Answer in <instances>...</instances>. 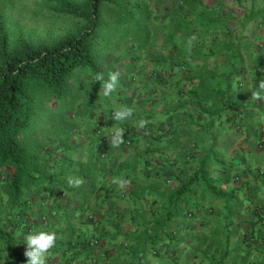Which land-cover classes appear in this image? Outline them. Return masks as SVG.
Instances as JSON below:
<instances>
[{"label": "crops", "instance_id": "0c3cea01", "mask_svg": "<svg viewBox=\"0 0 264 264\" xmlns=\"http://www.w3.org/2000/svg\"><path fill=\"white\" fill-rule=\"evenodd\" d=\"M246 34L253 49L264 55V27L251 23ZM218 36L216 48L231 40L226 32ZM166 51L153 43L144 45L141 58L129 64L122 74L124 83L117 86L110 102L111 110L128 113L126 120L114 123L96 113L82 136L72 141L73 150L66 149L63 157L71 165L65 166L60 182L47 193L43 204L48 212L39 204L29 211L27 223L33 233L55 234V243L45 253V264H94L95 259L98 264H174L173 257L163 255L164 251L155 255L150 245L145 248L139 244L145 250L135 252L137 244L132 239L152 232V213L196 173L197 191L188 201L198 203L196 214L192 211L197 217H183L174 224L181 239L176 264H212L214 258L219 264H264V97L255 96L264 75L252 68L245 70L236 61L232 82L171 84L169 80L163 83L146 78L154 66L147 58ZM241 53L247 60V53ZM224 63L221 56L217 62L204 59L203 68L221 75L230 71ZM193 88L195 92L190 91ZM199 102L204 111H200ZM222 103L227 108H222ZM158 127L174 128L173 136L156 137ZM110 132L115 133L114 138ZM125 139L132 141L130 147ZM98 152L103 158L97 166L92 155ZM201 169L206 179L199 176ZM170 176L172 181L167 183ZM77 179L82 183L76 185ZM53 194L62 196L58 199L59 220L49 217V210L58 205ZM35 199L42 200L40 196ZM88 215L99 220L100 226ZM13 231L20 248L27 251L29 234L24 226ZM95 237L102 239L100 246H85L70 259L66 253L70 242ZM198 240L205 242L201 244L213 240L215 244L207 253L199 249L197 256H191ZM169 247L174 249V241L159 246Z\"/></svg>", "mask_w": 264, "mask_h": 264}, {"label": "trees", "instance_id": "16d2710c", "mask_svg": "<svg viewBox=\"0 0 264 264\" xmlns=\"http://www.w3.org/2000/svg\"><path fill=\"white\" fill-rule=\"evenodd\" d=\"M226 1L174 0L172 8H164L157 2L156 7L151 9L149 5L153 0H46L50 12L75 21L72 31L50 43H35L24 37L10 39L0 11V264L3 260L7 264H11L12 260L17 264H26L29 259L25 255L26 250L20 248L13 228L21 230L24 226L25 234L33 233V228L27 223L29 211L36 204L43 209L50 187L60 182L65 166L71 165L63 156L73 150L75 137L82 136L84 127L93 123L98 112L114 122L112 114L118 111L111 110L110 102L117 86L124 83L122 74L125 70L118 66V62L122 61L118 58L110 59L106 64L100 59L98 47L106 32L108 17L128 20L135 16L144 19L140 22L142 28L151 32L149 37H153V42L149 43L167 50L147 58L154 65L149 69L148 79L154 78L163 83L169 80L171 84L174 81H198L200 84L206 80L232 82L236 79V61L243 64L245 70L252 68L256 74L264 75V55L254 50L252 40L246 34L251 23L264 27V0H232L235 10L227 6ZM222 32L231 35V40L222 41L221 47L216 48L215 43ZM143 47L140 42L136 47L140 49L137 53L136 50L129 52L135 56L127 62L128 66L141 58ZM242 51L247 53V60ZM219 56L230 67L229 72L218 75L216 71L204 70V59L213 58L217 62ZM116 73L119 74L116 86L107 92L106 82ZM190 91L196 90L193 88ZM46 100L55 101L57 106H50L44 114L41 110ZM198 105L200 111H204L202 103ZM222 108H227L225 103H222ZM37 119L45 122L41 129L52 127L54 133L49 140L46 137L49 143L40 141L30 148L23 138L41 131H30ZM145 122L142 125L148 127ZM240 126L237 124L236 128ZM172 132L174 128L158 127L155 135L173 136ZM261 142L264 145V140ZM92 156L98 166V159L103 158V154L98 152ZM197 176L198 173L190 182L180 183L169 201L152 213L149 222L152 232L146 231L132 239L137 244L135 252L144 251L150 245L155 255L164 251L163 255L173 257L176 264L181 239L174 224L183 217H193V220L197 217H194V209L199 208L198 203L188 201L189 195L197 191V184L194 183L198 180ZM199 176L207 178L202 169ZM166 181L170 183L172 177ZM37 196L42 200L37 201ZM53 197L58 205L49 210V217L59 220L62 218L58 210L62 196L53 194ZM183 210L184 214L181 213ZM90 216L93 217L88 215V219L95 225L94 217ZM227 235L230 232L227 231ZM214 236L217 238L218 234ZM97 237L70 242L66 253L71 259L85 246L89 249L100 246L102 242L96 247L86 242ZM166 241H174L173 250L170 247L159 248ZM201 243L205 242H196L191 256H197L199 249L207 253L214 247L215 241ZM139 244L145 248L142 249ZM212 260L215 262L212 264H219L217 259ZM98 263L95 259L94 264Z\"/></svg>", "mask_w": 264, "mask_h": 264}, {"label": "rangeland", "instance_id": "374dc122", "mask_svg": "<svg viewBox=\"0 0 264 264\" xmlns=\"http://www.w3.org/2000/svg\"><path fill=\"white\" fill-rule=\"evenodd\" d=\"M157 2L163 4L164 8L174 7V0H153L149 5L150 8L156 7ZM226 3L227 6L235 10L232 0H227ZM0 11L12 40L24 37L35 43H50L72 31L75 25L74 20L50 12L47 9L46 0H0ZM108 18L109 22L105 26L106 32L103 33L100 39L101 45L98 47L99 53H101L100 59L103 64H106V61L118 58L119 61L122 60L120 63L118 62V66L128 71V63L135 56L129 52L134 53V50H136L137 53L140 50L136 48L138 43L141 42L145 45L149 41L153 42V37H149L151 32L143 30L140 22L144 19L141 20V18H135V16L129 17V19L126 17L125 19L128 20H121L113 16ZM151 30H153V27H151ZM111 69L113 70L114 66ZM43 105L41 111L46 114L49 107L52 105L56 107L57 103L46 100ZM33 125L31 132L43 128L45 122L37 119ZM49 128L25 136L23 138L25 144L32 148L35 144L41 143L40 141L49 143V137L54 133L53 128ZM47 136L48 140H46Z\"/></svg>", "mask_w": 264, "mask_h": 264}, {"label": "clouds", "instance_id": "9594fccd", "mask_svg": "<svg viewBox=\"0 0 264 264\" xmlns=\"http://www.w3.org/2000/svg\"><path fill=\"white\" fill-rule=\"evenodd\" d=\"M118 73L111 75L110 80L106 82L107 92H111L117 83ZM257 98L264 97V82L259 84L258 90L255 93ZM128 113L124 111L116 112V118L121 119ZM71 183V181H70ZM76 185L82 183V180L77 179ZM27 240V251L25 255L29 258L26 264H45V253L55 243V234L44 231L31 233L26 237Z\"/></svg>", "mask_w": 264, "mask_h": 264}, {"label": "built area", "instance_id": "2783aa9c", "mask_svg": "<svg viewBox=\"0 0 264 264\" xmlns=\"http://www.w3.org/2000/svg\"><path fill=\"white\" fill-rule=\"evenodd\" d=\"M116 112H114L113 114H112V116H113V120H114V122H120V121H123V120H125V116L123 117V118H121V119H117L116 118ZM109 136H110V138H114V136H115V133L114 132H110L109 133ZM126 145L128 146V147H130L131 145H132V141L131 140H127L126 142ZM30 204V203H29ZM31 205V204H30ZM42 207H43V209L42 210H46V212H48L47 211V209H45V206H44V204L42 205ZM94 217V216H93ZM92 216H90V218H93ZM94 220H95V225L96 226H100V222H99V220H96L95 218H94ZM83 241H85V240H83ZM87 243H89V245H91V246H98V245H100V243H101V240L100 239H98V238H96V239H94V240H92V241H86Z\"/></svg>", "mask_w": 264, "mask_h": 264}]
</instances>
